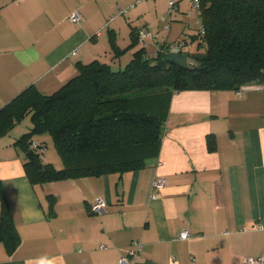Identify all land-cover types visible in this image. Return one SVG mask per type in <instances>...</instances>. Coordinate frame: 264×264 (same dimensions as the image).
<instances>
[{"label":"crops","instance_id":"1","mask_svg":"<svg viewBox=\"0 0 264 264\" xmlns=\"http://www.w3.org/2000/svg\"><path fill=\"white\" fill-rule=\"evenodd\" d=\"M167 1L0 0V108L29 86L54 92L78 62L123 68L141 46L139 27L157 34L147 39L151 53L191 39L196 12L188 16L189 2L177 0L168 13ZM76 9L81 19L72 23ZM29 124L0 135V183L20 238L12 253L0 242V264H119L132 239L142 243L134 264L264 257V83L174 92L157 156L124 173L31 184L15 144ZM97 197L101 214L90 210ZM182 229L189 238L178 237Z\"/></svg>","mask_w":264,"mask_h":264},{"label":"trees","instance_id":"2","mask_svg":"<svg viewBox=\"0 0 264 264\" xmlns=\"http://www.w3.org/2000/svg\"><path fill=\"white\" fill-rule=\"evenodd\" d=\"M199 1L194 12L205 32L196 50L187 53L197 65L166 61L162 48L169 43L152 53L141 45L121 69L97 59L78 62L76 74L54 92L29 86L0 108V135L31 114V127L15 141L25 152L23 167L31 184L140 169L160 151L174 92L238 91L264 83V0ZM43 133L52 135L59 168L41 160L43 141L32 146L34 135ZM207 144L213 149L212 137ZM47 200L51 215L54 196L48 194ZM0 202V242L12 253L20 238L1 183Z\"/></svg>","mask_w":264,"mask_h":264},{"label":"built area","instance_id":"3","mask_svg":"<svg viewBox=\"0 0 264 264\" xmlns=\"http://www.w3.org/2000/svg\"><path fill=\"white\" fill-rule=\"evenodd\" d=\"M189 2V9L186 11V14L189 16L193 11L198 12L199 6H200V1L199 0H187ZM168 8L167 12L172 13L176 8H177V0H168ZM127 8H124L121 10L122 13L126 12ZM114 17H111L110 19H113ZM81 19V14L78 11V9L72 11L70 15L68 16V20L72 23H77ZM196 24H197V29L194 32L195 36L194 39H181L179 41L171 42L169 44H166L165 47L162 48L163 52H176V53H189L194 50H196V46L198 42L202 41V36L204 35V27L200 23L199 16L196 14ZM138 33H137V39L141 43L142 46H147V39L151 38L153 40H156L157 34L151 32L149 29L145 27H139L138 28ZM160 46V45H159ZM158 50V46L156 48ZM155 50V51H156ZM33 147H37L38 143L37 142H32ZM164 183L163 178H157L154 182V185L156 187H161ZM105 202L102 198L97 197L94 201V203L91 205L90 210L93 213H103L105 211ZM259 228H262V225H258ZM190 234L188 230L182 229L179 232V238L180 239H187L189 238ZM99 248L105 249L106 245L103 243H100L98 245ZM142 249V243L138 239H132L129 248L125 254H122L118 258V263L119 264H134L139 260L140 257V252ZM246 261L249 264H264V257H247Z\"/></svg>","mask_w":264,"mask_h":264},{"label":"rangeland","instance_id":"4","mask_svg":"<svg viewBox=\"0 0 264 264\" xmlns=\"http://www.w3.org/2000/svg\"><path fill=\"white\" fill-rule=\"evenodd\" d=\"M147 50L150 52L151 51L150 47ZM114 69H121V68H114ZM18 124H20V125H18ZM25 124L26 125H28V124L32 125L31 114L30 113H28L16 125L21 127V126H24ZM34 138L39 139V140L43 141L46 144L45 151L43 152V154H41V160L43 162H50L55 167H60L62 165V160H61V157H60L59 153L56 151V149L54 147L52 135H50L49 133H43V134H39V135L38 134L34 135Z\"/></svg>","mask_w":264,"mask_h":264},{"label":"water","instance_id":"5","mask_svg":"<svg viewBox=\"0 0 264 264\" xmlns=\"http://www.w3.org/2000/svg\"><path fill=\"white\" fill-rule=\"evenodd\" d=\"M163 57L166 61L184 68H190L192 65L198 64V62L187 53L163 52ZM30 153L31 150L27 152V155Z\"/></svg>","mask_w":264,"mask_h":264}]
</instances>
